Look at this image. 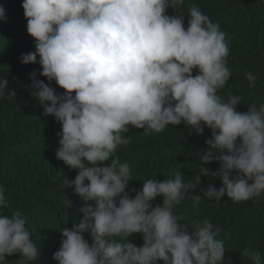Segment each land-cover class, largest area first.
Wrapping results in <instances>:
<instances>
[{
  "label": "clouds",
  "instance_id": "1",
  "mask_svg": "<svg viewBox=\"0 0 264 264\" xmlns=\"http://www.w3.org/2000/svg\"><path fill=\"white\" fill-rule=\"evenodd\" d=\"M21 7L35 40V52L22 54L21 62L39 63V75L64 90L58 94L36 72L30 74L43 115L55 118L56 158L70 169L60 187L74 189L83 213L78 224L61 230L53 259L222 264V229L209 219L195 226L181 223L184 217L174 208L186 199L198 207L202 199L220 201L226 195L240 203L264 195V104L239 112L240 96L218 94L232 75L226 62L230 37L194 0H23ZM169 8L178 15H168ZM4 12L0 6V19H6ZM245 76L255 87L256 76L251 71ZM8 84L0 79V98L6 89L9 97L15 95ZM182 123L197 134L211 130L197 180L212 173L222 186L193 195L196 184L185 183L177 171L174 178H148L135 194L127 192L131 170L119 155L128 158L139 143L146 155L155 153L146 135ZM26 133L32 136V130ZM37 141L32 136L31 142ZM213 161L220 163L215 172L201 166ZM157 197L162 204H153ZM7 206L0 186V208ZM133 234H142V246L129 242ZM38 250L20 211L0 214V264L16 254L27 264ZM240 255L264 264L253 248Z\"/></svg>",
  "mask_w": 264,
  "mask_h": 264
},
{
  "label": "trees",
  "instance_id": "2",
  "mask_svg": "<svg viewBox=\"0 0 264 264\" xmlns=\"http://www.w3.org/2000/svg\"><path fill=\"white\" fill-rule=\"evenodd\" d=\"M22 3L23 0H0L6 16V19H0V79L7 78L8 88L15 93L9 97L6 89L5 97L0 98V117L3 115L0 186L4 187L8 201L6 208H0V214L10 216L20 211L25 219L39 248L35 260L27 264H57L53 254L60 247L61 230L78 224L83 213L79 211L80 196L77 197L74 189L60 187L70 169L56 158L59 144L54 140L52 121L55 118L43 115V105L32 95L30 74L36 72V78L55 88L58 94H63L64 90L55 81L49 82L39 75L42 71L39 63L21 62L22 54L35 52V40L27 33ZM194 3L230 37L226 62L232 75L218 94L225 99L229 93L240 96L239 112H246L252 105L259 108L264 104V0H194ZM167 14L178 15L172 8ZM248 71L257 78L255 87H249L245 76ZM196 74L193 70V75ZM28 130H32L37 142H31L32 136L26 133ZM206 138H211L210 129L205 127L202 134H197L183 123L169 125L156 136L146 135L145 140L156 147L155 153L146 155L139 143L128 158L119 155L120 161L127 162L131 170L126 191L135 194L133 190L141 189L144 180L162 182L174 178L177 171L181 172L185 183L196 184L193 195H202V190L209 185L218 190L222 183L212 173L201 175L200 182L197 180L200 155L207 150ZM201 166L215 172L220 163L213 161ZM138 169L147 170L151 175L138 173ZM153 204H162V197H157ZM174 209L176 214L184 217L181 223L195 226L209 219L222 229L218 237L223 241L225 251L222 264H252L248 257L240 255L246 247L257 250L264 259V195L240 203L232 202L226 195L220 201L202 199L198 207H193L186 199ZM130 237L129 242L143 245L142 234ZM85 238L91 244L90 235ZM6 260L8 264H25L19 254L6 256ZM157 264H163V261Z\"/></svg>",
  "mask_w": 264,
  "mask_h": 264
}]
</instances>
